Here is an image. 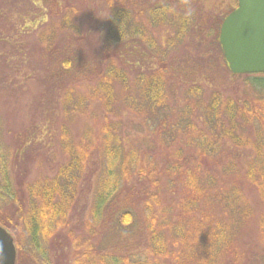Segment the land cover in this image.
I'll return each instance as SVG.
<instances>
[{
	"label": "trees",
	"instance_id": "1",
	"mask_svg": "<svg viewBox=\"0 0 264 264\" xmlns=\"http://www.w3.org/2000/svg\"><path fill=\"white\" fill-rule=\"evenodd\" d=\"M27 2L35 9L28 22L47 17L35 56L66 117L82 113L91 100L105 103L106 111L96 144L67 142L70 134L60 125L63 147L71 158L58 166L55 176L38 181L40 184L22 186L12 180L8 173L15 160L12 149L0 154V224L13 235L16 264H44L45 258L38 259L34 250L41 251L43 241L48 248L49 241L54 242L67 224L68 208L75 203L76 187L86 172V156L94 149L98 150L94 161L101 152L104 162L97 183V219L109 225L112 236H124L100 249L91 247L86 238L81 240L76 264H242L240 252L244 251L238 232L254 221L258 242L254 248L264 254V73L244 74L250 95L239 99L240 103L234 96L223 103L212 89L205 103L201 96L204 87H210L209 62L204 63L196 52L187 55L181 51V46L198 50L202 35L211 36L218 63L227 67L218 29L236 0L218 24L203 34L205 18L200 12L204 0L200 6L196 0H101L105 10L98 20L92 0ZM1 42L14 47L7 37ZM16 45L26 54L22 41ZM178 91L182 106H178ZM115 102L118 105L113 110ZM127 111L143 112L145 119L156 121L164 139L154 146L162 147L164 155L175 145L173 137L184 129V137L192 135L197 141V156L184 160L179 154L173 162L142 159L132 146L125 147L119 132L114 134L119 130L115 123L113 130L110 126L109 114L114 112L122 120ZM198 112L205 115L204 128L197 125L201 120ZM237 117L251 127L250 134L236 127ZM227 145L232 150L251 149L255 156L239 158L232 150L226 152ZM165 165L169 178L171 171L177 174L176 180L168 179L171 186L167 191L174 192L178 183L185 195L164 205L155 191L145 185L137 190L132 182L146 179L157 187L158 172ZM247 185L262 205L258 212L247 198ZM138 204L140 209L134 210ZM139 216L140 226L132 232ZM22 227L21 235H28L32 247L27 251L21 249L18 235ZM243 259L250 263L245 252ZM259 264H264L261 259Z\"/></svg>",
	"mask_w": 264,
	"mask_h": 264
},
{
	"label": "rangeland",
	"instance_id": "2",
	"mask_svg": "<svg viewBox=\"0 0 264 264\" xmlns=\"http://www.w3.org/2000/svg\"><path fill=\"white\" fill-rule=\"evenodd\" d=\"M27 1L0 0V40L2 41L3 38L7 37L15 47L11 46V48L10 43L7 45L5 42L0 41V154L5 153L9 147L12 149L13 156L11 157L15 160L12 166L9 165L8 173L11 174L12 180L15 182H22V186L39 183L38 181L41 182L48 177L55 176L58 166L71 158V154L64 150L62 141L65 140L60 137L62 131L60 125H63L68 134H70L67 142L70 140L72 143H78L79 145L87 142L88 145H91V143L98 140L99 125L103 123V116L106 111L105 103L91 100L86 104L82 113L75 112L76 114L74 113L72 118L66 117L61 103L56 102L53 97L55 93H52V84L50 85L46 80V71L43 70L44 66L41 65L37 56H35L38 49L36 41L41 30L43 31L48 24H46L47 17L45 16L41 22L38 21V18L34 22H28L35 16V9L29 6ZM196 2L200 6V0H196ZM92 3L91 6L95 8L97 20L102 19V14L104 15L103 12L105 10L104 4L101 0H92ZM233 4L234 0H204L200 12L205 18L204 23L201 25L202 34L205 30L213 29L221 20L223 13L227 12ZM190 8H193V6L191 5ZM21 29L26 32L22 30L19 33ZM202 38L204 39L201 44L202 47H198V50L181 46V49H183L181 51L185 54L190 55V53L196 52L199 59L201 58L204 63L208 64L209 62L210 66L207 65L209 67L207 71H209L208 76L211 79L209 82L210 87H204V94L201 96L202 100L207 103L210 99V94L214 90L218 91L220 100L223 103L229 96H234L236 103H240L237 102L239 99L243 100L245 96L250 95V88L245 83L246 75L232 74L228 67L218 63L212 37L202 35ZM21 41L23 42V47H26V54H22L18 45H16V42L20 43ZM131 78H133V74H131ZM173 83L172 81L169 85L172 86ZM179 93L178 91L177 95ZM180 97L181 94L178 96V99H181L178 106L183 104V100ZM116 102L111 106L113 110L117 109L118 104ZM198 115L201 120L197 122V125L204 128L205 125L204 123L202 124V120L205 119V115L199 112ZM143 116V112L127 111L123 115V119L119 120V117L114 112L109 114V122H112L110 126L113 125L110 128L113 130L115 123V127L119 130H114L113 132L114 134L119 132L124 137L123 144H125V147L132 146L137 152H140L142 159H151L154 162L156 158H163L164 160L167 159L168 162H173L179 154L183 156L184 160H190L191 157L197 156L195 152L198 147L194 144L197 141L192 135L184 137V129H180L177 137H173L174 134H171L174 141L176 139V143L174 142L175 145L171 146L169 153L164 155L162 147L157 146L156 148L154 146L155 143H158L157 140L164 139L163 131L156 125V121L145 119ZM242 119L240 117L236 118V127L240 132L248 135L251 132V127L245 125ZM117 121H120L119 127L117 126ZM102 142L103 140L100 141V143ZM227 146L229 149L226 152H231L232 148L229 145ZM221 149H223V145ZM91 151H88L86 156V172H84L79 185L76 187L77 197L76 199L74 198L76 201L72 206L70 205L66 214L67 218L64 222L67 224L62 227L59 234L53 239L54 242L49 241L48 248L47 244L44 241L42 242L41 249H44V251H35L33 249L34 253L39 255L38 259L45 258L43 259L45 260L44 264H76L74 259L79 258L80 251L78 249H81L77 246L78 242L85 238L88 239L91 247L100 249L104 245L109 246L118 243L120 241L119 237L124 236H112L113 230H111L109 225L103 224L97 219L96 208L100 200L97 194V183L100 182V177L98 178V176L104 171V162L101 158V152L100 158L94 161V156L98 150L94 149L93 152ZM232 151L234 155H238L239 158L243 159L255 156L251 149L234 150L233 148ZM169 154L175 156L170 157ZM5 157H3L4 161ZM161 168L162 166L159 169L161 170ZM166 170L167 167L165 165L162 172L160 174L158 172L159 181L157 187L146 179H142L144 182L135 180L132 183L137 190L142 189L145 185L150 191H155L159 195V201L164 205L175 201V199H180V197L183 198L185 193L178 183L174 185L176 188L174 192L167 191L171 186L168 185V179L176 180L177 174L171 171L169 178L166 175ZM224 186H227V184ZM64 191H68V189H64ZM245 192L250 205L258 212L262 205L261 203L258 204L256 193L248 185L245 187ZM136 195L141 197L143 193L139 194L137 192ZM154 202L155 199H153V204ZM137 209H140L139 204L134 207V210ZM140 218L139 216L135 221L132 232L140 226ZM255 224V221L250 222L238 232L239 243H241L243 251L250 259L248 264H259V259L264 263V257H260L261 255L264 256L263 252H259L258 248H254L258 246ZM22 231L23 227L21 231H18L23 245L21 249L27 251V249L32 247L28 244V235H21ZM132 232L130 231L127 234L131 236ZM243 253L240 252L241 263L247 264V261L243 259ZM255 254L259 255V258L252 257ZM27 261L25 259V263Z\"/></svg>",
	"mask_w": 264,
	"mask_h": 264
},
{
	"label": "water",
	"instance_id": "3",
	"mask_svg": "<svg viewBox=\"0 0 264 264\" xmlns=\"http://www.w3.org/2000/svg\"><path fill=\"white\" fill-rule=\"evenodd\" d=\"M218 40L232 73H264V0H237L220 23ZM15 259L13 236L0 225V264Z\"/></svg>",
	"mask_w": 264,
	"mask_h": 264
}]
</instances>
